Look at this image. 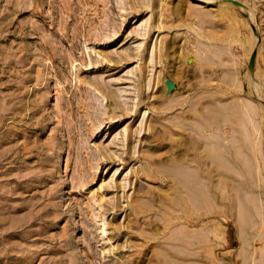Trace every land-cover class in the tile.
<instances>
[{
    "label": "rangeland",
    "instance_id": "rangeland-1",
    "mask_svg": "<svg viewBox=\"0 0 264 264\" xmlns=\"http://www.w3.org/2000/svg\"><path fill=\"white\" fill-rule=\"evenodd\" d=\"M0 264H264V0H0Z\"/></svg>",
    "mask_w": 264,
    "mask_h": 264
},
{
    "label": "bare ground",
    "instance_id": "bare-ground-1",
    "mask_svg": "<svg viewBox=\"0 0 264 264\" xmlns=\"http://www.w3.org/2000/svg\"><path fill=\"white\" fill-rule=\"evenodd\" d=\"M198 1H200V0H198ZM196 11V10H195ZM192 12V11H191ZM193 13H194V11H193ZM191 21H192V19H191ZM158 22H159V20H158ZM193 22V21H192ZM191 27H192V25H190ZM194 27V26H193ZM190 30H192V29H190ZM193 30H194V28H193ZM195 31V30H194ZM198 33V32H197ZM196 34V33H195ZM201 35H202V33H201ZM205 36H207V35H205ZM200 37V36H199ZM208 37H210V36H208ZM212 38V37H211ZM208 39V38H207ZM228 42V41H227ZM208 43H210V41L208 42ZM209 45V44H208ZM157 46V45H156ZM210 46V45H209ZM208 46V47H209ZM211 46H213V44L211 45ZM219 46V45H218ZM215 47V46H214ZM214 47H211L212 49H216V48H214ZM227 47V46H226ZM157 49V48H156ZM201 51V50H200ZM210 51V50H209ZM217 50H215V52H216ZM219 51V50H218ZM214 52V51H213ZM220 52V51H219ZM219 52H217V53H219ZM152 53V52H151ZM201 53H202V56H204L203 55V51H201ZM212 53V52H211ZM221 53H224V52H221ZM188 54V53H187ZM215 54V53H214ZM157 56V55H156ZM201 56V55H200ZM207 56V55H206ZM206 56H204L205 58H207ZM186 57H187V55H186ZM185 57V58H186ZM201 58V57H200ZM221 58V57H220ZM151 59V58H150ZM149 59V60H150ZM186 60V59H185ZM202 60V59H201ZM208 60L209 61H211V59L210 58H208ZM205 61H207V59L205 60ZM214 64V63H213ZM211 65H212V62H211ZM199 69V68H198ZM201 70V69H200ZM199 71V70H198ZM203 71V70H202ZM201 73V72H200ZM216 73V72H215ZM223 74V73H222ZM201 75V74H200ZM221 77V76H220ZM219 83V82H218ZM148 88V87H147ZM166 95H167V93H166ZM169 100V99H168ZM171 100V99H170ZM168 103V102H167ZM197 105H198V103H197ZM206 106V105H205ZM203 107L204 109H206V110H208L206 107ZM194 107V109H195V106H193ZM192 107V108H193ZM196 108H197V106H196ZM202 108V109H203ZM201 109V110H202ZM206 110H204V111H206ZM191 111V110H190ZM193 111H195V110H193L192 109V111L191 112H193ZM203 111V112H204ZM190 113V112H189ZM196 113H197V110H196ZM206 113V112H205ZM192 115V114H191ZM197 115V114H196ZM195 115V116H196ZM206 115V114H205ZM207 116V115H206ZM203 117H204V115H203ZM199 118V117H198ZM205 118V117H204ZM208 119V118H207ZM195 122V121H194ZM222 122V121H221ZM197 123L195 122V125H196ZM243 129V128H242ZM192 131V130H191ZM194 131V130H193ZM244 133V132H243ZM194 138V137H193ZM249 138V137H248ZM192 138H190V140H191ZM205 139V138H204ZM203 139V140H204ZM206 139H208V138H206ZM236 139V138H235ZM235 139L233 140V141H235ZM193 141H194V139H193ZM206 141H208V140H206ZM225 142V141H224ZM191 144V143H190ZM205 144V143H204ZM211 144V143H210ZM192 145V144H191ZM234 146V145H233ZM194 147V146H193ZM203 147H205V146H203ZM206 147H207V144H206ZM205 147V148H206ZM191 149H192V147H191ZM202 149V148H201ZM204 150V149H203ZM205 150H207V149H205ZM216 151H217V153H218V155H217V157L216 158H214L213 160H211V162L213 163H215V161L218 163V164H220V165H228V163H229V159H228V157H227V155H229L228 154V150L226 149V147H224V146H219V148L218 149H216ZM200 153V152H199ZM198 154V153H197ZM243 154V153H242ZM244 156V155H243ZM243 156H242V158H243ZM198 157V156H197ZM200 157V156H199ZM209 157V156H208ZM211 158V157H210ZM209 158V159H210ZM246 161V160H245ZM190 162H191V160H190ZM242 162H244V161H242ZM196 165H195V168H196V171H195V179L194 180H196L197 179V177H198V172L201 170V168H200V164L199 163H195ZM246 167V166H245ZM185 169H187V168H185ZM189 169V168H188ZM178 172H181V168H178ZM189 172H190V170H189ZM185 176V175H184ZM179 177V176H178ZM203 180V179H202ZM186 183H188V182H186ZM201 183V182H200ZM198 184V183H197ZM190 186L191 185H194L193 183L192 184H189ZM201 185H202V183H201ZM203 187H205L204 185H202ZM191 187H193V186H191ZM216 187V186H215ZM206 190V188H204V193H203V198H205L207 201H208V203H210L209 201H213L212 199L213 198H215V194L214 193H212V191L210 190V189H208V191H205ZM223 191V190H222ZM222 193V192H221ZM237 194V193H236ZM197 195V194H196ZM208 195H210V196H208ZM244 195V194H243ZM247 196V195H246ZM173 198V197H172ZM221 198V197H220ZM246 198V197H245ZM226 198H224L223 200H225ZM171 200V199H170ZM177 200V199H176ZM188 200H189V202L191 201L190 200V198L188 197ZM240 200V199H239ZM245 200V199H244ZM178 201V200H177ZM193 201V200H192ZM253 201H254V199H253ZM193 203V202H192ZM191 203V204H192ZM213 203V202H212ZM194 204H192V206H193ZM211 206H212V204H211ZM221 207H223V206H220V208ZM194 208V207H193ZM192 209V208H191ZM239 209V208H238ZM237 209V210H238ZM176 216V215H175ZM180 219V218H179ZM240 219V218H239ZM209 230V229H208ZM260 231V230H259ZM208 233V232H207ZM204 238V237H203ZM205 239V238H204ZM219 239V238H218ZM245 243V242H244ZM196 244V243H195ZM209 245V244H208ZM241 248V247H240ZM239 248V249H240ZM241 250V249H240ZM250 258V257H249ZM171 260V259H170ZM174 261V260H173ZM253 262V261H252Z\"/></svg>",
    "mask_w": 264,
    "mask_h": 264
},
{
    "label": "water",
    "instance_id": "water-1",
    "mask_svg": "<svg viewBox=\"0 0 264 264\" xmlns=\"http://www.w3.org/2000/svg\"><path fill=\"white\" fill-rule=\"evenodd\" d=\"M165 84H166V87H167V92H170V91L173 90L174 87H173V84L170 83V81H166Z\"/></svg>",
    "mask_w": 264,
    "mask_h": 264
}]
</instances>
